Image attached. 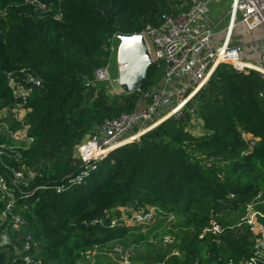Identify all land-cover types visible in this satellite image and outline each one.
<instances>
[{
    "label": "trees",
    "instance_id": "16d2710c",
    "mask_svg": "<svg viewBox=\"0 0 264 264\" xmlns=\"http://www.w3.org/2000/svg\"><path fill=\"white\" fill-rule=\"evenodd\" d=\"M28 1L0 0V108L12 103L7 72L26 68L40 79L26 102L33 141L19 160L0 158V177L13 192L11 212L0 217V264H22L24 254L42 264H89L88 249L140 228L122 222V207L172 215L169 232L179 256L170 248L145 256V264H242L252 257L264 264L245 223L251 203L264 225V76L218 64L188 100L201 126L197 134L183 127L190 115L167 119L85 166L77 145L106 119L131 112L161 76L151 65L139 90L108 99L89 81L93 68L108 64L118 34H137L187 6L176 0H33L44 4L38 8ZM2 142L10 140L0 133ZM8 167L23 173L17 186ZM7 203L0 195V216ZM211 220L220 231L199 237Z\"/></svg>",
    "mask_w": 264,
    "mask_h": 264
},
{
    "label": "built area",
    "instance_id": "2783aa9c",
    "mask_svg": "<svg viewBox=\"0 0 264 264\" xmlns=\"http://www.w3.org/2000/svg\"><path fill=\"white\" fill-rule=\"evenodd\" d=\"M180 5L187 6V9L176 15L163 14L158 25L147 24L139 32L144 38L151 65L161 70V76L157 84L149 91L141 92L135 108L129 113L120 114L117 117L106 119L93 132H91L76 147V153L81 162L88 164L105 157L109 152L122 145L136 142L140 136L162 123L167 119L175 121L184 119L188 108V100L207 81L210 72L220 63L232 65L239 71H256L264 76V43L260 48V59L257 64H246L239 60L238 51L235 46L223 44L206 54L197 62H191V54L194 51L197 41H204L211 34L210 30L204 29L196 34L191 29V24L197 16L203 13L204 7L210 1L216 0H176ZM36 4L38 8H44V4L36 1H28ZM230 11L239 12L240 21L247 29L261 27L264 30V0H232ZM3 10L0 9V17ZM181 75L175 88H171L172 82ZM110 74L107 66L93 68L90 82H107ZM6 84L11 93L12 103L0 108V133L7 136L10 142L0 143V158L3 156L19 160L21 151L28 148L33 137L28 132L25 120L26 102L34 87L40 84L32 72L21 68L17 72L6 73ZM260 95L264 97V89ZM165 98H169L167 105L163 106ZM163 111L162 114L159 112ZM244 139L248 135L241 132ZM249 146L253 141L249 140ZM23 167V166H22ZM12 177L10 184L17 186L23 177L22 171L14 168H7ZM86 169V167H85ZM88 174L84 170L76 176L78 181L82 176ZM33 173L27 171V177L31 178ZM44 185L38 189H44ZM60 191L62 186H56ZM34 191V189H32ZM31 190V192H32ZM0 195L7 196L8 203L1 212V219H5L12 210L13 192L6 186L5 180L0 177ZM155 209L149 208L146 212H138L133 219L138 223H149L155 216ZM262 215L259 211L254 212L252 204L246 206L245 223L254 237L255 256L264 255V225L256 222L255 216ZM18 215L13 216V223L19 222ZM114 222L111 221V224ZM219 225L211 220L210 225L202 230L204 233H218ZM28 248L25 243L24 249ZM117 251V249H114ZM254 257L242 264H253ZM264 261V260H263ZM22 264H42L40 259H34L28 254L23 255ZM196 264V263H194Z\"/></svg>",
    "mask_w": 264,
    "mask_h": 264
},
{
    "label": "rangeland",
    "instance_id": "374dc122",
    "mask_svg": "<svg viewBox=\"0 0 264 264\" xmlns=\"http://www.w3.org/2000/svg\"><path fill=\"white\" fill-rule=\"evenodd\" d=\"M118 44L119 39L115 36V38L111 41V59L106 65L110 74V79L107 82H94L96 87L103 88L108 99L129 93L118 83L119 73L118 65L116 63ZM159 113L162 114L163 111H160ZM193 113V109H190V111L186 113V115L190 116L187 122L188 124H184L183 127H185L188 131L197 134L200 131L201 126L199 121L193 116ZM169 129L174 131L173 126H169ZM149 208L152 207H148V209ZM120 210L122 222L127 225L132 223L140 224V228L127 233L121 239H116L115 243H110L111 245H96L95 247L93 246L88 249L85 252V258L87 257V262L89 264H92L93 262L92 256L95 257L97 254V263L93 262V264H145V256H153L156 252L161 254L170 248H172V254L179 256L177 249L173 246V241L176 238V235L169 232V221L172 220V215H161L159 217L154 216L153 220L149 223H138L134 221L133 215L139 211H133L131 208L127 207H122ZM111 221L114 222V219ZM141 239H143V241H140ZM263 241L264 240H262V242ZM114 249H117V251ZM121 251L130 253V255L134 258L133 261L126 259V252L124 255H118ZM139 257L142 259H139ZM180 257L182 258L183 254L180 255Z\"/></svg>",
    "mask_w": 264,
    "mask_h": 264
},
{
    "label": "crops",
    "instance_id": "0c3cea01",
    "mask_svg": "<svg viewBox=\"0 0 264 264\" xmlns=\"http://www.w3.org/2000/svg\"><path fill=\"white\" fill-rule=\"evenodd\" d=\"M231 2L232 0L208 2L203 13L197 16L191 24V29L196 34L204 29L211 32L210 36L204 41H197L191 54V62L199 61L208 52L223 44L235 46L241 62L246 64H257L259 62L260 48L264 43V30L261 27L247 29L240 21L239 12L232 13L230 11ZM181 78L182 76L179 75L178 80L175 79L172 82V89L178 85L177 83L181 81ZM168 102L169 98H165L163 106L167 105ZM92 258L94 261L93 256Z\"/></svg>",
    "mask_w": 264,
    "mask_h": 264
},
{
    "label": "water",
    "instance_id": "95a60500",
    "mask_svg": "<svg viewBox=\"0 0 264 264\" xmlns=\"http://www.w3.org/2000/svg\"><path fill=\"white\" fill-rule=\"evenodd\" d=\"M117 38L119 39L116 52L118 83L130 93L139 90L144 84L151 60L141 34H118ZM124 253L121 251V255Z\"/></svg>",
    "mask_w": 264,
    "mask_h": 264
}]
</instances>
